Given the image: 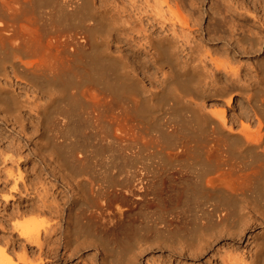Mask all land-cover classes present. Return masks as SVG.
Instances as JSON below:
<instances>
[{
    "label": "bare ground",
    "instance_id": "6f19581e",
    "mask_svg": "<svg viewBox=\"0 0 264 264\" xmlns=\"http://www.w3.org/2000/svg\"><path fill=\"white\" fill-rule=\"evenodd\" d=\"M94 1L95 0H0V140H2L1 144L5 143V147L10 151V153H7V151L0 150V163H3V165H5V163H16L15 169H7L4 166L0 168V189L8 187L9 190L7 195L0 194L1 200L4 204H7L16 194H18L19 197L23 194L30 195L31 193L28 192V185L30 184L28 182L25 183V177L28 181L41 176L49 177L51 180L49 184L42 183L41 188L38 189L37 192H33L35 193V199H33L32 203L24 206L18 204L16 209H11L9 211L5 208L1 215L5 213L6 216H12L25 212L48 213L52 221L44 230L43 237L41 236L42 239L39 233L33 231L26 223L15 226L16 231L27 243L35 244L39 249H42L45 244L46 246L49 245L50 242H57L58 245L66 250L65 252H69V255L76 253V249H74L76 245H73L77 242L75 236L79 235L80 231L84 229L83 227L94 225L99 230L103 231L112 229L119 225L128 213L133 210L132 204H134L135 201L136 204L145 206L152 204L161 210V207H158L160 204V194L154 193L150 196V194L146 192L147 189L144 184L145 177L143 179L141 172L130 171L131 173L127 177L126 174L124 186L122 187L120 185H118L120 187H115L116 184L111 187H106L102 185L101 182H98L102 179H99L96 174L94 175V171H91L93 174L90 176L82 175L84 172L85 174L86 172H90L87 168L89 162H86V157L88 155L86 156L85 154L87 152L84 154L82 151H77L80 149H77V147H72L71 151L68 150L69 152L63 155L56 151L58 145L62 144V142L63 145L71 144L69 143L70 140L68 142L66 141L68 138H60L62 139L61 143H58L60 140L57 141V139L60 135L65 136L64 133L68 128L75 131V129L69 127V124H71L69 121V119L71 120L70 113L73 111V103L75 104L77 101L86 103L85 91L83 88L85 82L93 84L98 90L100 87H106L105 89H108L110 93L112 92L115 95L118 93L121 95L119 97L124 98V100L126 99L128 103L133 102L132 98L131 101L129 98L122 95L124 90L119 85H123V83L125 85V81L133 83L135 80L126 74V68H124V73L122 70L123 74L120 75L121 72L119 74V76H123L124 81L122 78L119 79L122 80L120 84L115 83L113 80L114 75L112 76V74L115 73L114 71L119 70V68L117 70L114 68L113 71V66L116 67L115 63H117V56L112 55L113 53L110 54L108 51L110 50L109 45L111 41L118 38L117 36L120 35L119 32H121V35L122 33L124 35V30L128 29L121 24L125 22L123 21L125 19L120 16L118 17L117 14L119 12H110V8H107L109 10L104 8L98 12L94 11L93 9L96 8H92ZM138 1H141L140 4ZM138 1H135L136 3L138 2L135 10L139 12V15L136 14L137 16H135V18L133 17L134 24L130 26L134 35L132 37H127L129 34H125L123 37L126 38V41L128 39L132 44L134 43L133 45H135L137 49H143V52L145 50V54L150 57V63L152 64L154 72L160 73L161 79L157 80L159 81L158 83H160L159 86L167 90L166 96L164 95V100L167 101L166 108L169 115V120L168 118L167 120L170 123L172 122L171 125L177 123V121L184 125L186 121L190 120V122L194 124L195 132L198 133L197 141L194 139L197 143H194L196 145L193 147H189V144V146H187L179 136H177L178 138L175 137L174 139H170L169 144L175 151L173 154L168 152L170 159L167 161L171 165L179 160L183 161L184 158H190V161L188 160L186 164L198 165L194 182L198 188L197 190H200L198 191L200 196L204 197V203L199 210L194 212V215L192 214L194 219L193 224H195L194 227H196V229L199 228V230H201V228L209 230L220 226L223 231L232 233L252 232L253 229L257 228L255 227L256 225H259V228L264 227V211L259 210V206L264 208V203H262V205L259 204V206L254 205L258 202V199L254 204H249L251 205L249 206L251 209H247V206H242L240 208V213H238L239 211L237 212L238 217H236L235 220H231L233 215V209L231 210V208L235 206H230L231 208L228 209L225 205L229 202H215L216 198H214L215 203H211L212 201L209 202L210 197H216L219 191H222L225 197H229L228 200L239 194L247 196L255 195V193L251 194L256 187L252 189L255 184L253 182L259 179L260 175L264 172V33H258V31H264V8L259 9V16L257 14L254 16L256 18L254 22H257L256 27L258 29L256 33L248 32V34H244L245 32L243 31V33H239V36L230 37L232 42H229L226 39H224L225 41L222 40L224 36L220 34L221 31L224 30L225 25H227V23H225L226 13L233 10L238 15H241V12L237 11L238 9L236 10L238 6L232 5V1L230 0H210L208 9L202 6V0H192L190 2L191 7L188 6L191 10L189 14H187L188 16L183 15L182 9L179 7L180 2H183V0H161L159 1L160 5L164 3L166 13L163 12V9V13L160 14L161 10L159 9L160 12H158L160 15L157 17H154V12V15L151 14V12H157L158 9L154 8V4L155 2L157 3L158 0H154V2L150 0ZM188 1L189 0L186 2L188 3ZM197 3H200V5ZM240 4L241 7H244L243 2H240ZM112 5H114V3ZM157 5H159V3H157ZM187 5H189V3ZM157 7L160 8L159 6ZM209 11H211L210 14ZM213 14L215 16H213ZM204 15H209V19L213 21L207 20L208 22L204 25V22H201V18ZM144 17L149 20V23L147 22L148 24H144ZM120 18L121 20L123 19L122 22ZM107 31V35L101 34L100 36H96L98 32ZM227 31L230 32L229 30ZM228 32H226V35ZM131 33L130 35H132ZM227 36H229V33ZM214 39L223 41L225 44L224 52L226 50L232 51L230 58L225 56L229 58L226 59L230 60L229 62L225 61V58L222 59V62L216 61V59H213L214 57H211V52V54L209 53L211 56L208 54L207 50L211 47L207 48L205 40L210 42L215 41ZM120 41L122 40L120 39ZM120 48L121 47L118 49ZM213 48L219 47H217L216 44V47L214 46ZM239 49L242 50L240 51ZM218 51L217 49L216 52ZM241 52L246 54L249 52L256 53L251 61L248 60L249 63L246 65H234L231 61H236L237 63L238 59L236 58ZM219 60L221 61V59ZM243 61L245 60L242 59L240 62L242 63ZM121 63L124 64V62H120V64ZM120 64H118V66ZM118 72L119 71H117V73ZM132 73L130 75H132ZM221 75H223L222 78L220 77ZM136 81L135 83L137 84L138 78ZM140 82L143 81L141 80ZM136 84L133 86L135 87ZM127 86L128 84L125 87ZM84 87L86 90V86ZM125 87L123 86V88ZM137 89L136 86L135 90L139 92ZM127 90L129 92L131 91L129 87ZM127 90L123 93L126 94ZM133 92L131 93L133 94ZM156 92L151 93V95L154 97L155 95L158 96ZM98 94L99 93L96 94L94 102L99 101L100 96ZM136 94L137 93H135V95ZM146 96L144 95L143 98L147 99L148 97ZM233 96L241 97L243 103L238 105V113L230 115V118H228L229 115H226L224 107H219L218 104H216L218 106L217 108L210 109V107L207 108L204 104V100L214 99L222 100L225 105L230 106L231 102H233ZM147 102L148 100L142 103L143 110L137 112V110L134 109L133 112L138 114L143 122L149 126L150 123L146 120V117L147 109L150 107L147 108ZM157 110L156 113L158 112ZM167 113H165V116ZM251 118L256 120V127L253 130L252 128L250 129ZM237 121L240 122V129L238 132H233V128H235L233 124L237 123ZM163 123V125H165V121ZM128 125L130 126L131 124ZM185 125L186 129L189 128L187 122ZM168 126L169 125H167V127ZM125 127L127 126L125 125ZM237 128L238 127H236V129ZM174 129L177 130L175 127H171L167 130L166 134L169 136L173 135L174 132H176ZM177 135H180V133ZM115 136L111 135V138L114 140ZM117 136L120 135L118 134ZM66 137H68V134H66ZM77 139H79V137ZM106 139L110 140L109 137ZM122 139L123 138H121V140ZM101 140L103 139L101 138ZM115 140L117 142V139ZM155 140L156 139L150 141L154 143ZM118 141L120 142V140ZM128 141L130 142L129 139H127V143ZM165 141L167 142L168 140ZM147 142L144 144L147 145ZM139 143L142 142L140 141ZM122 144L124 145V143ZM144 144L142 143L140 146ZM97 146H99V144ZM120 146H118V148ZM162 146L163 145H161V147ZM82 148H85V145ZM108 149H110V147ZM112 149L113 152H117L114 150V146ZM25 150L27 153L25 152L26 154H24L23 159L27 160V163H31V159L34 160V163L29 164L30 166L28 165L29 168L27 166L28 169L27 172H25L27 175L23 174L24 171L18 167L21 153ZM181 150L185 152L184 156L178 154V151L182 153ZM65 151H67V149ZM126 154L128 155L129 152ZM171 154L172 156H170ZM161 155L159 157H161ZM106 156L104 158L105 160ZM112 157L113 156H111V158ZM145 157L151 158L149 156ZM118 158L116 157V160ZM160 159H162V157ZM106 162L105 165H107ZM160 163L161 162H159L158 165ZM116 165H118V163ZM134 165V168H136L137 164ZM122 166L124 165L122 164ZM134 168L132 169L134 170ZM25 169L24 167V170ZM120 169L118 170L120 171ZM136 170L138 169L136 168ZM174 170L173 176H175ZM111 171L110 175L112 173ZM152 173L154 172H151V174ZM164 173L166 176L169 174H166V171H164ZM106 174L109 175L108 173ZM160 175L162 177L165 176L162 174ZM179 175L180 173H178V178ZM173 176L172 178H174ZM148 178L149 177H147L146 181L151 179ZM107 179H110V176H108ZM161 180L162 178L159 181ZM261 180L263 179H260V181ZM105 182H107V180ZM180 182H182V180ZM112 183H114V181ZM156 183L158 185V182H155V184ZM160 186H163V184ZM156 188L160 187L157 186L155 189ZM148 189H150V186ZM194 190H196V188H194ZM48 194L50 198H46ZM181 197L182 195H180L179 198ZM187 197L186 199H188ZM195 198L193 197V199ZM252 199H256L255 196H253ZM251 201L253 202V200ZM172 202L173 201H171V204ZM168 203H170V201ZM186 203L188 204V202ZM136 206L137 205H135V207ZM181 207H177V209ZM187 207L188 206H186V208ZM183 208L185 209V207ZM189 208L190 207H188V209ZM168 210L169 209H167V211ZM251 210H253L252 215L250 214ZM185 211L186 210H184L183 214H185ZM236 211L234 212L235 214ZM175 212L176 215L173 214V216L168 219L163 217L165 212H160V223L162 226L159 228L160 230L169 232L170 235L167 240L170 244H173L172 247L179 249H193L194 247L202 249L207 244V240L203 239L202 243L192 245L190 240H192L194 234L189 237V242L184 243L177 240L176 237L182 235L180 231L183 232L185 230L184 227L181 228L183 223L179 225L180 217L184 218L186 214L184 216H179L181 214L178 215V211ZM258 220H260V223H255V221ZM239 223H242L241 227H238ZM157 224L158 223L154 225L156 226ZM186 227L189 228L188 226ZM179 233L181 235H179ZM53 236L55 237L53 238ZM251 238L253 240L254 249L248 258L250 260L248 263L244 262V264H264V259L261 257L264 230L262 233L260 231V234L255 231L254 234L251 235ZM0 243L6 245L8 240L1 241L0 239ZM128 247L125 246V242L114 246L111 253L103 254L100 257L98 263L119 264L123 250ZM28 256L26 249L24 250V246L21 253L15 255L16 258H14L9 251L7 252L6 249L2 251V254L0 253V264H17L18 262L31 264ZM248 259H246V261Z\"/></svg>",
    "mask_w": 264,
    "mask_h": 264
},
{
    "label": "rangeland",
    "instance_id": "374dc122",
    "mask_svg": "<svg viewBox=\"0 0 264 264\" xmlns=\"http://www.w3.org/2000/svg\"><path fill=\"white\" fill-rule=\"evenodd\" d=\"M95 1H94V4L95 3L96 4H95V6L93 4V7H92V8L96 7L93 9L94 11L98 12V11L103 10L104 8L105 9L110 8V10L107 9L110 12H114V11L119 12L117 14L118 17L120 16L123 19H125V20H123V19L122 20L125 21L124 23H126V24H124L122 22L121 18H120V21L122 23L120 21L119 22L121 24H123L125 26V28H128L130 30L129 31L128 29H125L124 30L125 32L124 31H122V32H124V35L129 34L127 37H129V36L132 37L134 35V32L131 31L130 26H133V24H134L133 20H134L135 16H137L136 14L139 15V12H137V10H135L136 5L139 2L138 0H95ZM135 1H138V2L136 3ZM150 1L154 2V0H150ZM159 1H161V0L157 1V3H159V5H157L156 2H155V4L152 3L155 6L152 4H150V5L154 6V8H157L158 9L157 12L158 11L160 12V10H161L160 14H162L163 12H165L164 3H162L160 5ZM186 1L185 0H183V2L181 1L179 7H180V9H182L181 11H182L183 15L188 16L187 14H189V12L191 11L189 8L191 7L190 2L192 0L188 1L189 5H187L188 3ZM193 1H195V0H193ZM230 1H232V5H234L236 7L238 6V8H236V10L238 9L237 11H240L241 15H238L233 10L226 13L227 15L225 16V20L227 22L225 21V23H227V25H225L224 30L221 29L222 31L220 33L222 36H224L222 40L226 39L229 42H232L230 40V37L233 38V37L239 36V33H241V32L243 33V31L245 32L244 34H246V33L248 34V32L249 33H256L258 31V29L256 27L257 22H254V21H256V18L254 16H255V14L258 15L259 9L264 8V0H230ZM140 2H139V4H140ZM201 2H202L201 3L202 6L205 9L209 8L210 0H202ZM240 2H243L244 7H241ZM113 3H114V5H112ZM183 3H184V5H183ZM134 4H135V7H134ZM198 5H200V3ZM114 6H116V7H114ZM157 6H159L160 8H158ZM188 6H190V7H188ZM172 7H173V5H172ZM163 9H164V11L162 12ZM152 10H155V9H152ZM153 12L155 15L153 14ZM157 12L152 11L151 14H153L154 17L155 16L157 17L158 15H160L159 12H158V14H157ZM210 13H211V11H209V14ZM208 16L209 15H207V16L204 15L201 18V22L202 23L204 22L203 23L204 25L206 24V22H208L207 20H210ZM213 16H215V15L213 14ZM144 19H145V17L143 18L144 24H148L149 20H147V19L144 20ZM210 21H213V20H210ZM128 24H130V25H128ZM226 26H228V27H226ZM231 26H233V27H231ZM126 30H128V31H126ZM227 30H229L230 32H228ZM251 31H253V32H251ZM226 32L229 33V36H227L228 33L226 35ZM106 33L108 34V31L107 32H98V33H96V36H98V35L100 36L101 34L105 35ZM119 33H120V35L117 36L118 38L113 39L115 41V43L113 40L111 41V43L109 45L110 50H108L110 52V54L113 53L112 55L117 56V63H115L116 67L113 66V71H114V68H115V70H117L119 68V70H117L119 72L117 73V71H114L115 73L112 74V76L113 75L117 76V77L113 76V80L115 81L116 84L117 83L120 84V81L121 82H122V80L124 81V78H123V76H119V74L121 72L120 75H122L124 73L123 69L126 68L125 72L127 75H129V77L131 76L130 78H133L135 80V82H137L136 80L138 78L137 84L135 82L130 83L128 81H125V85H124V83H123V85H121V84L119 85L124 91H126L128 89V87L130 88V90H131L130 92L127 90V92L130 94H128L126 92V94L129 96H127L125 93H123L124 92L123 90H122L123 91L122 95L129 98V100H131V98H132L133 102L128 103L126 101V99L124 100V98L119 97L121 95H119L118 93L116 95L113 94L112 92L110 93V91L108 89H105L106 87H100V89L98 90L96 88V86H94L93 84L85 82L83 84V88L85 91L84 95H85L86 103H84V102L80 103L78 101L76 102L77 104L73 103L72 104L73 105L72 106L73 111L70 113L71 120L69 119V121L71 122V124H69V127H71V129H75V131L74 130L72 131L68 128L66 131L67 133L66 132L64 133L65 136L60 135V137L57 139V141L60 140L58 143H61L62 142L61 140L63 139V137L68 138V139H66V141L68 142L70 140L69 143H71V144L63 145V142H62V144H60V145L63 147L58 145V149L56 151L59 152L61 155H63L64 153L71 151L72 147H77V149L80 148L77 151H82V152H84V154L87 152L85 154L86 156L88 155L86 157V162L87 161L89 162V165L87 166V168L90 170V172L94 171V175L96 174V176H98L99 179L103 180V181L99 180L98 182H101V184L105 185L106 187L114 186V184H116L115 187H120V186L122 187V186H124V182H125L124 179H125L126 174H127L126 175V177H127L131 172H138V173L141 172L143 179L145 177V179H144L145 183L144 184H145V188L147 189L146 192L148 194H150V196H152L154 193L160 194V197H159L160 198L159 199L160 204L158 207H161V210H160V208H157L156 206H153L152 204L145 206L142 204H136V201H135L134 204H132L133 210L130 213H128V215L120 222V224L115 226L114 228L103 231V230H99L94 225H90L89 227H83L84 229L80 231L79 235L75 236V238L77 240V242L75 244H73V245H76V247L74 248V249H76L75 254L69 255V252H65L66 250L63 249L60 245H58L57 242L56 243L50 242L49 245L46 246V244H45V245H43L42 249H39L35 244L27 243L25 241V239L18 234L15 226H19L21 224L26 223L32 228L33 231H37L40 235V238H41V236L43 237L44 230L47 228L48 224L51 223V221H52L51 217L48 213L25 212V213H20L17 215H12V216H6L5 213H4L5 216H4V214L1 215L3 213L2 212L3 209H5V208L7 209V211H9L11 209H16L18 204H21V206H24V205H28L29 203H32L33 199H35V193H33V192H37V190L41 188L42 183L49 184V182L51 181L49 179V177H45V176H41L39 178L31 179L29 181L25 177V183L28 182L30 184V185H28V187H29L28 192L31 193L30 195H28V194L24 195L23 194V195H21V197H19L18 194H16L14 196V198L12 200H10L9 203H7V204H4V202L1 200V197H0V239H1V241L8 240V243L6 245L4 243H0V253L2 254V251L7 249V252L9 251V253H11V255H13L14 258H16L15 255L20 254L21 250L24 246V250L26 249L27 255L30 256V257L28 256V259L30 260L31 264H38V263H40V264H99L98 263L99 259L103 254L111 253V250L114 246L120 245V244L125 242V246L126 247L129 246V247L125 248L123 250L121 261L119 264H244V262L248 263V261L250 260L248 258L250 257V255L252 254L253 249H254L253 248V240L251 238V235H253L255 231L259 234H260V231L262 233V231L264 230V227L259 228L258 227L259 225L258 226L256 225L255 227H257V228L253 229L252 232L248 231V232H242V233H237V232L232 233V232H228V231H223L220 228V226L213 228V229H209V230H207L205 228H201V230H199V228L196 229V227H194L195 226V224H193L194 223L193 215L195 214L194 212L199 210L204 203V197L200 196V194L198 192L200 190H197L198 188L196 187V184L194 182L195 173L198 169V165L197 166L195 165L196 166V168H195V166L193 164L192 165L186 164L190 158H187V159L184 158L185 161L179 160L176 163H173L174 165L173 164L170 165V163L167 161L170 159L168 152L173 154V152L175 151V149L169 144L170 139H174L175 137L178 138L177 136H179L180 139H182L187 146L190 145L189 147H193L196 145L194 143H197L196 141L198 139V133L195 132V129L193 126L194 124L192 122H190V120L186 121L187 126L189 127L187 129H186V125H185L186 122L183 125L182 123H178V121H177V123H174L175 125L173 124L174 126L171 125L172 122L170 123L168 121L169 115L167 113V108H166L167 107V105H166L167 101L164 100V95L166 96L167 90L166 89L164 90L161 86H159L160 83H158L159 81H157V80L161 79L160 73L154 72L152 64L150 63L151 62L150 57L147 54H145V50L143 52V49H140V50L137 49L136 46L133 45L134 43L132 44V42H130L128 39H127L128 42L126 41V38L123 37L124 36L123 33H122V35H121V32H119ZM130 33L132 35H130ZM230 33H233V34H230ZM258 33L262 34V33H264V31H262V32L258 31ZM223 34H225L226 36ZM123 38H124V40H123ZM120 39L123 42L120 41ZM222 40L218 39V40L210 41V42L205 40L207 48L211 47V48H208L207 51H208V54L210 52L212 53V56L210 55L211 53L209 55L212 58L214 57L213 58L214 60L216 59V61L218 60L219 62H222L223 61L222 59L225 58V61L229 62L230 60H226V59L230 58L232 51L226 50L225 51L226 53L224 52L225 44L223 43ZM219 42H221V43H219ZM213 44H215V45H213ZM216 44H217V47H219V48L221 47L220 48L221 50L219 48H213L214 46L216 47ZM119 47H121V48L118 49ZM217 49L219 50L218 52H216ZM114 53L117 55H115ZM242 53L243 52H241V54H240L242 56H240V55L237 56V58H236V59H238L237 63H236V61H231L234 63V65L235 64H238L241 66L246 65L247 63H249V61H251L253 59L256 52H253V53L249 52L248 54H246V53L242 54ZM225 56L229 57V58H226ZM239 58L241 60L242 59L245 60L242 62L243 64L240 62L241 60ZM219 59H221V61ZM119 61L124 62V64L123 63L120 64ZM118 64H120V65L118 66ZM122 70H123V73H122ZM131 73L133 76L130 75ZM135 75H136V77L137 76L138 77L136 78ZM155 76H156V78H155ZM220 77L222 78L223 75H221ZM119 79H122V80H119ZM141 80L143 82H140ZM127 84H128V86L125 87ZM135 84L138 88L137 90H139L140 93L136 92V90H135L136 86L135 87L133 86ZM129 85H132V86H129ZM140 85H143L144 87L140 86ZM84 86H86V90H85ZM123 86L125 88H123ZM146 86H148V87H146ZM91 88L92 89L95 88V89L92 90ZM156 91H158V92H156ZM131 92H133V94ZM155 92H156V94H158V96L155 95V97H154L153 95H151V93H155ZM97 93H99L98 95L100 96V99H99V101L94 102L95 96ZM135 93H137L136 94L137 97H136ZM144 95L145 96L147 95L146 97H148V98L147 99L143 98ZM160 98L163 100V104H162V100ZM145 99L148 100L147 108L150 107L149 109H147L148 111H147V117H146V120L150 123L149 126H147L143 122V120L140 118V116L138 114H135L133 112L134 109H136L137 112L143 110L142 103L144 101H146ZM122 100H124V101H122ZM242 103H243L242 98L237 97V96H233V102H231L230 106L225 105L224 101H222V100L221 101L220 100H214V99L204 100V104L207 108L210 107V109H213V108H217L218 106L224 107L226 115L227 116L229 115L228 118H230V115H232L234 113L235 114L238 113V110H237L238 105H241ZM134 104H136V105H134ZM159 104H160V106H159ZM208 104H209V106H208ZM216 104H218V106ZM123 107H125V108H123ZM156 110L158 111L157 113H156ZM163 111H164V113H163ZM160 113H162V114H160ZM165 113H167L166 116H165ZM167 118H168V120H167ZM162 121L163 122L165 121V125H163L164 123ZM255 121L256 120L254 118H251L250 129L252 128V130L256 127ZM161 123H162V126H161ZM128 124H131L132 126L131 125L130 126L132 128ZM125 125L127 127H125ZM155 125H157V126H155ZM167 125H169L171 127H175L178 131L174 129L176 132H174L173 135L169 136L168 134H166V132L171 127H169V126L167 127ZM239 125H240L239 121H237V123L233 124V127H235V128H233V132H238V130L240 129ZM117 127H119V128H117ZM236 127H238V128L236 129ZM126 128H128V129H126ZM124 129L127 131H125ZM152 129L155 131H153ZM118 130H119V132H118ZM128 130H129V132H128ZM157 130H158V132H157ZM146 131H148V132H146ZM117 132L120 136H117L118 135ZM125 132H127V133H125ZM179 133H180V135H177ZM66 134H68V137H66ZM115 134H116V136H115ZM111 135L115 136V139H117L118 143L116 142L115 139L113 140L111 138ZM78 137L80 139V142H79V139H77ZM108 137L110 138V140L106 139ZM60 138H62V139H60ZM101 138L103 140H101ZM121 138H123L124 140L123 139L121 140ZM185 138H187V139H185ZM127 139H129L130 142L128 141V143H127ZM131 139H134L135 141L131 140ZM153 139H156L154 143H153V141H150ZM194 139L196 141H194ZM118 140H120V142ZM165 140H168V141L166 142ZM1 141L2 140H0V150L7 151V153H10V151L5 147L6 146L5 143L1 144L2 143ZM140 141L143 144L146 143L147 141L148 142H147V145L144 144V145L140 146V144H142V143H139ZM98 142H100V143H98ZM84 143H86L87 146ZM96 143H97V145L99 144V146H97ZM122 143H124V145ZM132 143H133V145H132ZM83 144L85 145V148H82L84 146ZM154 144H155V146H154ZM156 144H157V146H156ZM129 145H130V147H129ZM161 145H163L165 147H163V146L161 147ZM107 146H109L110 149H108L109 147H107ZM113 146H114V150L117 151L116 153L113 152V149H112ZM118 146H120V147L118 148ZM122 146H124V147H122ZM99 147H101V148H99ZM121 147H122V149L126 148L127 150L126 149H125L126 151L124 149L122 150ZM66 149H67V151H65ZM86 149H87V151H86ZM129 149H131L133 152ZM179 149H180V147H179ZM154 150L156 153L154 152ZM56 151H54V152H56ZM141 151H143V152H141ZM25 152L27 153L26 150L23 153H21L20 161H18L19 162L18 167H19V169L24 171L23 174L27 175L25 172H27V169L30 166L29 164L34 163V160L31 159V163L30 162L27 163V160L23 159L24 154H26ZM128 152H129V154L127 155L126 153H128ZM178 152H179L178 154H180L182 156L185 155V152H183L182 150H181L182 153H180V151H178ZM132 154H134V155H132ZM142 154H144V155H142ZM146 154H148V155H146ZM172 154L170 156H172ZM160 155H161L162 159H160L161 158V157H159ZM105 156H106V160L104 159ZM111 156H113V157L111 158ZM145 156H149L151 158H146ZM116 157L117 158L119 157V158L116 160ZM152 157H154V158H152ZM123 158H124V160H123ZM143 158H144V160H143ZM164 158H166V159H164ZM146 159H148V160H146ZM108 160L110 162L112 160V162L110 163ZM132 160L134 161V163ZM163 161H164V163H163ZM105 162L107 163V165H105ZM113 162H114V164H113ZM141 162H143V163H141ZM159 162H161V163L158 165ZM99 163H101V164H99ZM117 163H118V165H116ZM121 163L124 166L126 164V166L125 167L122 166ZM131 163H133V164H131ZM147 163H148V166H147ZM134 164H137L136 168L138 170H136V168H134L135 167ZM185 165H187V166L191 165V166L187 167ZM3 166L6 167L7 169H15L16 163H13V164L5 163V165H3V163H0V168ZM27 166H28V168H27ZM129 166L131 167V169ZM24 167L26 168L25 170H24ZM138 167H140V168H138ZM146 167H147V169H146ZM132 168H134L135 171ZM111 169H112V171H111ZM118 169H120V171ZM148 169H151V170H148ZM160 169H161V171H160ZM174 169H176V170H174ZM105 170H106V172H105ZM141 170H143V171H141ZM173 170H174L175 176H173ZM110 171L112 172L111 175H110ZM144 171L146 173V176L151 178V179L148 178L149 181H146L147 177L145 176ZM157 171H159V172H157ZM164 171H166V174L169 173L170 175L171 174L172 175L170 176L169 174H167V176H166ZM90 172H86V174L84 172V174H82V175H89L90 176L91 174H93V172H91V173ZM104 172H105V174H104ZM125 172H127V173H125ZM148 172L150 174H151V172H154L155 174L157 172V174H156V176L154 173H152L150 175ZM106 173H108L109 175H107ZM113 173L115 174V176ZM178 173H180V175H179L180 179L178 178ZM160 174L165 175V176L162 177ZM185 174H186V177H185ZM188 174H190L191 176ZM122 175H124V176H122ZM102 176H104V177H102ZM108 176H110V179H107ZM172 176L174 178H172ZM191 177H192V179H191ZM161 178H162V180L159 181ZM260 179H263V180L260 181ZM106 180H107V182H105ZM112 180L114 181V183H112L113 182ZM181 180H182V182H180ZM155 182H158V185H157V183L155 184ZM253 183H255V184L253 185L252 189L255 186L256 187L253 189V192L251 194L255 193V195L253 194V195L247 196V195L239 194V195L233 196L234 198L232 197V198H230V200H228L229 197L228 198H227V196L225 197L223 192L219 191V192H217L218 194H216V197H214V196L210 197L209 202L212 201L211 203H215L216 201H221V202L227 201L226 203H228V202L229 203L226 204L225 207H227L228 209L235 206L234 208H231V210L233 209V215L235 214L234 212L237 210L236 211L237 216L235 214L234 217L232 215V217H231L232 219L230 218L231 220H233V219L235 220V218L238 217V213H240V208L242 206H244V207L247 206L248 207L247 209H251V207H249V206L254 204L257 201V199H258V202H256L254 205L259 206V204L262 205V203H264V172L260 175L259 179H256ZM260 183H262V184H260ZM147 184H148V186H147ZM162 184H163V186H160ZM118 185H120V186H118ZM149 186H150L151 190L148 189ZM154 186L155 187L159 186L160 188L155 189ZM194 188H196V190H194ZM178 189H179V191H178ZM175 191H176V193H175ZM193 191L195 192L196 195L194 194ZM160 192H162V193H160ZM256 192L259 195H257ZM1 193L7 195L9 193L8 187H6L5 189H0V194ZM178 193L180 195H182L181 198H179L180 195ZM176 194H177V196H176ZM174 195H175L176 199H175ZM217 196L219 199L217 198ZM253 196H255L256 199H252ZM186 197L188 199H186ZM193 197L194 198L196 197L195 198L196 201H195V199H193ZM46 198H50L49 194L47 195ZM214 198H216L215 202H214ZM223 198H225V199H223ZM236 200H237V202H236ZM251 200H253V202ZM169 201H170V203H168ZM171 201H173L172 204H171ZM174 201H176V202H174ZM164 202H165V204H164ZM186 202H188V204ZM230 202H231V205H230ZM247 202H249V203H247ZM259 202H261V203H259ZM249 204H251V205H249ZM135 205H137V206L135 207ZM170 205H173V206H170ZM185 205L190 207V208L189 209H188V207L186 208ZM163 206H165L166 208ZM177 207H181L182 209H184L183 207H185L184 210H186L185 211L186 215L183 214L184 210H182L181 208L177 209ZM259 208H260L259 210L264 211L263 207L259 206ZM167 209H169L168 210L169 212L167 211ZM175 209H177V210H175ZM161 211H162V213L165 212L163 214V217L165 219L171 218L173 216V214L176 215L175 211L179 212V213L177 212L178 215L181 214L179 216H182V215L183 216L184 215L190 216V217L184 216L185 219L183 217H180L179 225H181L183 223L181 225L182 226L181 228L184 227L185 230L183 231L184 233L182 231H180V233L182 235L179 233V235H181V236L176 237L177 240H179L180 242H184V243L189 242V237H191L194 234L192 236L193 237L192 240H190V243H192V245H198L199 243H202L203 239L207 240V244L202 249L201 248H195V247L193 249L192 248H190V249L189 248L179 249V248L172 247L173 244H170V242L167 240L168 236L170 235L169 232L160 230V228H159L162 226V224L160 223V212ZM170 212H172V213H170ZM189 214H191V215H189ZM250 214L251 215L253 214V210L250 211ZM156 223H158L156 225L157 228L154 225ZM255 223H260V220L255 221ZM191 224H192V226H191ZM241 224L242 223H239L238 227H241ZM186 226H188L190 229L187 228ZM186 229L188 231H190V232L192 231V232L190 233ZM195 230H197V231H195ZM185 235L186 236L189 235V236L186 237ZM54 237L55 236H53V238ZM54 252H56V253H54ZM261 257L264 259V242H263V250L261 252ZM246 259H248V260L246 261ZM16 262H17V260H16ZM19 264H23V263H19Z\"/></svg>",
    "mask_w": 264,
    "mask_h": 264
}]
</instances>
